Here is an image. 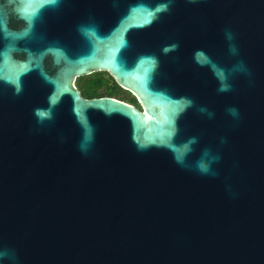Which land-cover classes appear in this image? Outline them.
<instances>
[{
  "label": "water",
  "instance_id": "obj_1",
  "mask_svg": "<svg viewBox=\"0 0 264 264\" xmlns=\"http://www.w3.org/2000/svg\"><path fill=\"white\" fill-rule=\"evenodd\" d=\"M0 264H264V0H0Z\"/></svg>",
  "mask_w": 264,
  "mask_h": 264
},
{
  "label": "trees",
  "instance_id": "obj_2",
  "mask_svg": "<svg viewBox=\"0 0 264 264\" xmlns=\"http://www.w3.org/2000/svg\"><path fill=\"white\" fill-rule=\"evenodd\" d=\"M76 87L87 99L111 97L129 104H137L135 97L123 91L106 73H95L89 78H78Z\"/></svg>",
  "mask_w": 264,
  "mask_h": 264
},
{
  "label": "snow or ice",
  "instance_id": "obj_3",
  "mask_svg": "<svg viewBox=\"0 0 264 264\" xmlns=\"http://www.w3.org/2000/svg\"><path fill=\"white\" fill-rule=\"evenodd\" d=\"M46 3H55V0H44Z\"/></svg>",
  "mask_w": 264,
  "mask_h": 264
},
{
  "label": "flooded vegetation",
  "instance_id": "obj_4",
  "mask_svg": "<svg viewBox=\"0 0 264 264\" xmlns=\"http://www.w3.org/2000/svg\"><path fill=\"white\" fill-rule=\"evenodd\" d=\"M123 91H125V90H123ZM125 92H127V91H125ZM132 105H135L136 107L140 108L139 104H132Z\"/></svg>",
  "mask_w": 264,
  "mask_h": 264
},
{
  "label": "rangeland",
  "instance_id": "obj_5",
  "mask_svg": "<svg viewBox=\"0 0 264 264\" xmlns=\"http://www.w3.org/2000/svg\"><path fill=\"white\" fill-rule=\"evenodd\" d=\"M91 76V75H90ZM90 76L84 77V78H89Z\"/></svg>",
  "mask_w": 264,
  "mask_h": 264
}]
</instances>
